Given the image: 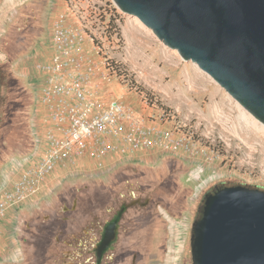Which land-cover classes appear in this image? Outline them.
I'll list each match as a JSON object with an SVG mask.
<instances>
[{"label": "rangeland", "instance_id": "obj_1", "mask_svg": "<svg viewBox=\"0 0 264 264\" xmlns=\"http://www.w3.org/2000/svg\"><path fill=\"white\" fill-rule=\"evenodd\" d=\"M54 2L0 0V68L4 73L0 78V173L35 146V95L22 74L28 68L27 59L33 61L34 54L50 47ZM61 2L67 9V3ZM96 2L102 12L101 18L91 19L97 45L103 47V57L129 76L127 80L113 78L107 85L108 96L128 99L136 88L179 108L210 136L216 163L202 172L174 157H163L151 165L127 163L105 174L69 178L39 206L19 212L23 256L14 264H70L74 255L57 239L60 231L67 236L75 228L59 225L63 204L70 206L67 215L71 218L102 216L104 208L121 206L119 193L129 188L151 194L152 202L148 208L128 210L124 218L156 219L148 227L142 223L141 231L123 240L129 247L126 254L136 247L142 258L139 264H192V227L202 214L204 193L215 185L264 190V126L196 64L165 47L138 18L118 12L113 0ZM74 200L78 201L75 211ZM124 257V264L131 259Z\"/></svg>", "mask_w": 264, "mask_h": 264}, {"label": "built area", "instance_id": "obj_2", "mask_svg": "<svg viewBox=\"0 0 264 264\" xmlns=\"http://www.w3.org/2000/svg\"><path fill=\"white\" fill-rule=\"evenodd\" d=\"M61 1L52 4L49 50L36 54L24 76L35 95V147L8 165L12 182L0 187V230L10 211L18 215L53 194L63 180L53 184L49 178L59 170L68 179L127 163L151 165L163 157L202 172L216 163L210 136L179 108L136 88L128 99L108 96L113 78L129 76L97 45L91 23L93 16L102 17L97 0H69L71 6L64 0L67 9Z\"/></svg>", "mask_w": 264, "mask_h": 264}, {"label": "water", "instance_id": "obj_3", "mask_svg": "<svg viewBox=\"0 0 264 264\" xmlns=\"http://www.w3.org/2000/svg\"><path fill=\"white\" fill-rule=\"evenodd\" d=\"M113 2L264 126V0ZM201 212L192 227L193 264H264V190L217 186Z\"/></svg>", "mask_w": 264, "mask_h": 264}, {"label": "flooded vegetation", "instance_id": "obj_4", "mask_svg": "<svg viewBox=\"0 0 264 264\" xmlns=\"http://www.w3.org/2000/svg\"><path fill=\"white\" fill-rule=\"evenodd\" d=\"M3 71L0 68V78L3 76ZM217 186H213L204 193L205 198L216 191ZM139 193L136 188H129L127 192L119 193L121 197V206L117 208H104V215L98 216L89 214L86 218H71L69 214L70 206L63 204L62 212L64 218L59 220V225L71 224L73 229L63 236V231H60L57 239L62 246L67 249L68 253L74 255L70 258V264H124L122 259L125 255H130L131 259L125 264H139L136 247L131 253H128L129 247L124 245L123 240H129L135 233L141 231L140 225L146 224L148 227L151 222H155L156 218H124L127 211L132 208L145 209L151 205L152 195ZM114 200V199H113ZM74 211L78 206V201L74 200ZM117 201V200H116ZM127 206L126 212L120 220L114 224L118 213ZM62 216V217H63ZM116 237L115 241H109ZM60 239H64L63 242ZM141 244V243H139ZM139 244L137 246L139 247ZM191 254H192V237H191ZM146 255V253H145ZM193 264V255H192Z\"/></svg>", "mask_w": 264, "mask_h": 264}, {"label": "crops", "instance_id": "obj_5", "mask_svg": "<svg viewBox=\"0 0 264 264\" xmlns=\"http://www.w3.org/2000/svg\"><path fill=\"white\" fill-rule=\"evenodd\" d=\"M34 56H36V54H34ZM31 63L32 62L27 59L28 68L24 69L22 74L23 77L27 76V73L30 72ZM0 179L2 182H0V187L3 184H11L12 178L10 177L9 166L4 168V170L0 173ZM49 179L53 184H56V182L59 184L60 180H63L58 186L60 187L61 184L69 178L65 179V174L62 173V170H59L51 175ZM17 217H19V214L17 215L14 211H10L4 225L0 230V264H14L21 261L22 259L23 251L18 240L19 218Z\"/></svg>", "mask_w": 264, "mask_h": 264}, {"label": "trees", "instance_id": "obj_6", "mask_svg": "<svg viewBox=\"0 0 264 264\" xmlns=\"http://www.w3.org/2000/svg\"><path fill=\"white\" fill-rule=\"evenodd\" d=\"M2 110H3V103H2V101H1V105H0V113L2 112ZM5 142H6V141H5ZM34 147H35V146H34V144H33L32 148L34 149ZM33 149H31L29 152H27L24 156L30 154V152L33 151ZM24 156H23V157H24ZM132 165H135V164H132Z\"/></svg>", "mask_w": 264, "mask_h": 264}, {"label": "bare ground", "instance_id": "obj_7", "mask_svg": "<svg viewBox=\"0 0 264 264\" xmlns=\"http://www.w3.org/2000/svg\"><path fill=\"white\" fill-rule=\"evenodd\" d=\"M255 125V124H254ZM254 129H255V127H254ZM256 132H257V130H256ZM259 134V133H258Z\"/></svg>", "mask_w": 264, "mask_h": 264}]
</instances>
